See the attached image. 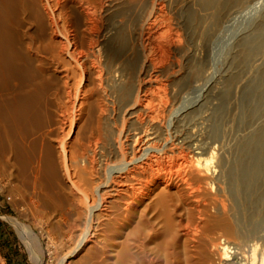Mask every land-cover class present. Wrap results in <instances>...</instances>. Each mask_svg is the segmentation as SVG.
Returning a JSON list of instances; mask_svg holds the SVG:
<instances>
[{
    "label": "bare ground",
    "instance_id": "1",
    "mask_svg": "<svg viewBox=\"0 0 264 264\" xmlns=\"http://www.w3.org/2000/svg\"><path fill=\"white\" fill-rule=\"evenodd\" d=\"M258 3L0 0V180L67 264H264V10L211 60Z\"/></svg>",
    "mask_w": 264,
    "mask_h": 264
},
{
    "label": "rangeland",
    "instance_id": "2",
    "mask_svg": "<svg viewBox=\"0 0 264 264\" xmlns=\"http://www.w3.org/2000/svg\"><path fill=\"white\" fill-rule=\"evenodd\" d=\"M252 12L237 15L224 29L214 44L212 66L221 74L227 65L231 47L241 33L264 10V0ZM44 207L26 205L19 195L9 190L8 183L0 180V261L2 264H67L65 256L74 243L65 238L69 227ZM16 217L18 226L13 220ZM61 227H63L61 229ZM78 251L72 258H78Z\"/></svg>",
    "mask_w": 264,
    "mask_h": 264
},
{
    "label": "trees",
    "instance_id": "3",
    "mask_svg": "<svg viewBox=\"0 0 264 264\" xmlns=\"http://www.w3.org/2000/svg\"><path fill=\"white\" fill-rule=\"evenodd\" d=\"M11 264H13V263H11Z\"/></svg>",
    "mask_w": 264,
    "mask_h": 264
},
{
    "label": "crops",
    "instance_id": "4",
    "mask_svg": "<svg viewBox=\"0 0 264 264\" xmlns=\"http://www.w3.org/2000/svg\"><path fill=\"white\" fill-rule=\"evenodd\" d=\"M14 264V263H13Z\"/></svg>",
    "mask_w": 264,
    "mask_h": 264
}]
</instances>
